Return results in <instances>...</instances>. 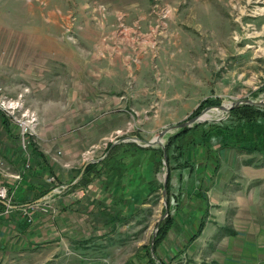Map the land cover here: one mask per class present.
<instances>
[{"label":"rangeland","instance_id":"rangeland-1","mask_svg":"<svg viewBox=\"0 0 264 264\" xmlns=\"http://www.w3.org/2000/svg\"><path fill=\"white\" fill-rule=\"evenodd\" d=\"M45 34L48 38H40ZM93 44L96 49L102 46L109 49L103 61L90 63L86 58L90 57V51L83 47ZM19 45L53 47L55 53L65 51L66 47L78 50L84 60L76 69L86 72L92 64L95 70L100 68L102 87L99 88L103 95V88L108 89L107 94L116 100L111 102L108 113L97 120L101 133L91 135L90 142L99 148L95 155L86 149L83 167L91 160L101 161L90 164L97 167L90 170L86 181L82 182L83 176L76 184L81 181L82 187L86 186L91 176L96 183L105 177L111 185L117 179L116 185L124 195L119 201L124 206L119 209L115 228L104 226L93 230L96 237L87 242L90 244L87 254L92 259H105V264L131 261L142 264L135 258L136 252L148 246L155 264H162L155 249L159 227L168 217L174 220L171 215L181 191L178 178L191 173L187 168L199 164L196 159L203 163L206 147L198 142L189 143L190 133L184 139L190 147L186 146L182 156H176L173 146L167 155L168 141L182 129L167 133L161 140L163 147L143 145L166 128L197 117L208 108H212L207 113L211 118L206 122L228 124L231 112L227 114L213 107L245 99H264V0H0V74L4 73V67L13 68L15 64L22 68L28 64L23 59L33 55L6 53L10 47L12 50ZM40 59L41 55L37 65L42 64ZM48 66L56 71L68 68L55 59L49 60ZM94 76L100 79L98 69ZM62 77H39L37 82L50 81V97H55L61 81L57 85L55 82ZM28 92L25 87L14 92L0 87V99L20 101L23 111L36 115L37 133L31 142L37 148L40 118L30 108ZM255 107L264 109V105ZM0 113L5 115L1 109ZM5 117L11 131L9 134L0 120V176L5 178L4 174L18 172L6 155L7 149H12L24 158L23 169H18L21 179L12 178L19 183L33 170L35 155L31 151L27 155L17 128ZM116 123L118 131L111 132ZM126 138H129L127 142L115 144ZM211 145L218 155L221 150L234 149L221 148L220 137L213 138ZM149 148L163 151L156 172L154 163L146 160L148 155L153 157L154 152ZM138 155L140 161L135 159ZM250 156L254 157L250 161L259 157L263 163L260 155ZM26 164H29L27 170ZM52 178L53 175L49 182ZM146 178L153 180L154 185L146 186ZM46 200L34 202V210L45 211ZM105 215L99 218L93 212L90 217L95 223L98 218L105 223L111 217L109 212Z\"/></svg>","mask_w":264,"mask_h":264},{"label":"crops","instance_id":"crops-1","mask_svg":"<svg viewBox=\"0 0 264 264\" xmlns=\"http://www.w3.org/2000/svg\"><path fill=\"white\" fill-rule=\"evenodd\" d=\"M40 38H48V35ZM66 48L55 53L53 47L38 49L19 45L6 52L33 55L23 59L28 63L26 67L18 68L15 64L13 68L4 67L0 87L12 92L23 87L29 90L30 108L35 109L40 118L37 148L47 163L34 157L35 169L18 183L11 176L21 172L18 169L22 168L24 158L7 149L6 155L18 172L4 174L5 178L0 176V186L13 191L15 204L11 214L0 218V264H105V259H92L93 256L87 254L90 252L87 242L96 237L95 228H115L119 209L124 206L119 201L124 195L116 185L117 179L112 185L105 177L96 183L89 174L91 181L86 186L73 187L85 164L86 149L95 155L99 148L98 144L90 142L91 135L101 133L97 120L108 113L111 102L116 100L107 94L108 89L103 88V95L99 88L102 87L101 69L96 67L99 80L94 76L93 64L86 72L76 69L84 58L78 50ZM83 48L90 51V57H86L90 63L103 61V56L109 52L103 46L96 49L94 44ZM40 55L42 64L37 65ZM54 59L61 60L62 66L68 68L61 71L50 68L48 62ZM57 75L63 76L55 82L57 85L61 81L58 84L61 88L55 91V97H50L51 82H37V79ZM113 117L117 122V116ZM0 120L2 122L1 117ZM3 126L10 134V127ZM118 129L116 123L110 131ZM251 158L254 157L235 149H224L220 151L218 166L196 159L199 164L187 168L191 173L177 177L181 191L171 215L173 224L156 249L161 263L264 264V163L259 162V157L249 163ZM51 175L55 183L49 182ZM61 185L67 188L52 192ZM51 188L53 190L42 197L47 198L45 211L32 209L29 221L24 209L38 201L35 200L38 193ZM0 204L4 205L2 201ZM93 212L99 218L109 212L111 217H107L105 223L98 218L95 223L90 217ZM144 247L136 253L142 252Z\"/></svg>","mask_w":264,"mask_h":264},{"label":"trees","instance_id":"trees-1","mask_svg":"<svg viewBox=\"0 0 264 264\" xmlns=\"http://www.w3.org/2000/svg\"><path fill=\"white\" fill-rule=\"evenodd\" d=\"M215 103V102H214ZM213 103V104H214ZM0 117L2 119V123L9 129L10 124L8 119L0 113ZM228 124L227 123H201L197 124L192 129L184 128L177 134H175L170 140L168 141V145L166 148V153L168 155L169 150L174 148L178 155L182 156L184 149H187L186 146L188 145L185 142V138L188 134H192L191 142L194 143L198 142L201 146L206 147V152L204 156L203 163H212L218 166L219 164V155L218 151L214 150L211 145V140L213 138L220 137L221 139V148H234L238 152L245 153L247 155H260L264 158V109L255 106L243 105L237 108H234L229 117H228ZM184 135V136H183ZM187 143V144H186ZM186 144V145H185ZM203 146V147H204ZM190 147V145H188ZM31 153L37 156L38 158L42 159L43 163H47L43 154L38 151L36 146L32 143L31 145ZM148 150H153V157L146 156V160L150 163H154L155 165V172L159 169L161 165V155H163V151L160 148H149ZM175 159L177 157H174ZM137 161H140V156H136L135 158ZM150 159V161H149ZM170 162V158H168ZM249 163H253V161H249ZM264 163V160H263ZM46 164H44L45 166ZM102 165V164H101ZM96 165H91L87 168L84 178L82 182L86 181V177L90 170H94ZM35 167H33V170ZM87 174V175H86ZM93 174V173H92ZM82 182L80 181L78 184L74 185V188L82 186ZM88 182H86L87 184ZM85 185V183L83 184ZM146 185L152 186L154 185L153 180L146 181ZM167 194L170 193V178H168L167 182ZM53 189H49L37 194L35 200H39L40 198L44 197L45 195L49 194ZM3 205L0 204V207ZM173 221L171 218H167L165 222H163L159 227V235L155 240V249L158 245L166 237L167 233L171 229ZM142 253V254H141ZM142 261V264H155V259L151 256L149 247H144L143 251L138 253L135 257ZM128 264H132V261ZM164 264V263H162Z\"/></svg>","mask_w":264,"mask_h":264},{"label":"built area","instance_id":"built-area-1","mask_svg":"<svg viewBox=\"0 0 264 264\" xmlns=\"http://www.w3.org/2000/svg\"><path fill=\"white\" fill-rule=\"evenodd\" d=\"M20 101L13 99H0V109L4 114L9 118L10 122L17 128L18 135L20 138V143L23 145L25 152L30 153V147L32 144V138L37 133L38 119L34 113H31L29 110H22ZM30 155V154H29ZM30 158V157H29ZM29 164H26V170L29 169ZM21 174H14L11 177H14L17 180L21 179ZM51 183H55V177L50 179ZM64 186L58 187L55 189V193L62 192ZM0 201L4 204L0 208V218L11 214L14 211V193L11 192L6 186H0ZM34 209L33 204L29 205L24 209V215L31 218V210Z\"/></svg>","mask_w":264,"mask_h":264},{"label":"water","instance_id":"water-1","mask_svg":"<svg viewBox=\"0 0 264 264\" xmlns=\"http://www.w3.org/2000/svg\"><path fill=\"white\" fill-rule=\"evenodd\" d=\"M241 105L263 106L264 105V99H261V100L245 99V100H240V101H234L229 105H221V106L213 107V108H216L219 111H223V112L229 114L232 109L237 108ZM211 110H212V108H208L201 115H199L197 117H194V118H192V119H190L184 123L166 128L164 131L160 132L156 138H154L152 141L146 142L145 145H143V146L144 147H154L156 145H161L163 147L161 140L167 133L174 131V130L190 127L196 123L206 122L207 120L204 119V116H205V114H207ZM212 122H217V121H212ZM128 140H129V138L121 139V140L117 141L115 144H119L121 142H127ZM136 140H138V139H136ZM99 161H101V159H94V160H91L88 163H86V165L83 167L80 175L78 176V178L74 184H76L84 176V173H85L87 166H89L90 164L98 163ZM52 192L55 193V191H52ZM164 193H165V191H164ZM44 200H45V198H42L38 202H42Z\"/></svg>","mask_w":264,"mask_h":264},{"label":"bare ground","instance_id":"bare-ground-1","mask_svg":"<svg viewBox=\"0 0 264 264\" xmlns=\"http://www.w3.org/2000/svg\"><path fill=\"white\" fill-rule=\"evenodd\" d=\"M210 119L211 118V116H210V114H205V116H204V119L206 120V119Z\"/></svg>","mask_w":264,"mask_h":264}]
</instances>
